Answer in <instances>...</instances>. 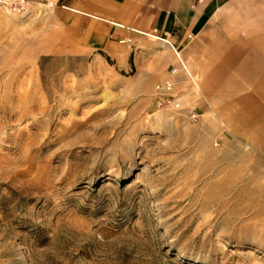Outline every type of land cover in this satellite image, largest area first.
<instances>
[{
  "label": "rangeland",
  "instance_id": "1",
  "mask_svg": "<svg viewBox=\"0 0 264 264\" xmlns=\"http://www.w3.org/2000/svg\"><path fill=\"white\" fill-rule=\"evenodd\" d=\"M33 6L0 7V264H264V172L195 150L149 57L65 49Z\"/></svg>",
  "mask_w": 264,
  "mask_h": 264
},
{
  "label": "crops",
  "instance_id": "2",
  "mask_svg": "<svg viewBox=\"0 0 264 264\" xmlns=\"http://www.w3.org/2000/svg\"><path fill=\"white\" fill-rule=\"evenodd\" d=\"M53 1L47 25L65 49L120 65L132 50L149 57L146 75L173 82L178 100L189 99L182 113L197 116L189 144L226 172H264V0ZM158 42L164 50L151 54Z\"/></svg>",
  "mask_w": 264,
  "mask_h": 264
},
{
  "label": "built area",
  "instance_id": "3",
  "mask_svg": "<svg viewBox=\"0 0 264 264\" xmlns=\"http://www.w3.org/2000/svg\"><path fill=\"white\" fill-rule=\"evenodd\" d=\"M31 5H39L40 9L49 10L58 6L59 3L53 0H0V7L15 13H28ZM154 99L157 106L166 104L174 107L179 106L178 93L175 91L173 82L168 80L155 85ZM189 119L194 123L197 122L195 114H190Z\"/></svg>",
  "mask_w": 264,
  "mask_h": 264
},
{
  "label": "bare ground",
  "instance_id": "4",
  "mask_svg": "<svg viewBox=\"0 0 264 264\" xmlns=\"http://www.w3.org/2000/svg\"><path fill=\"white\" fill-rule=\"evenodd\" d=\"M98 68H99L100 70H102V69H103L101 66H98Z\"/></svg>",
  "mask_w": 264,
  "mask_h": 264
}]
</instances>
